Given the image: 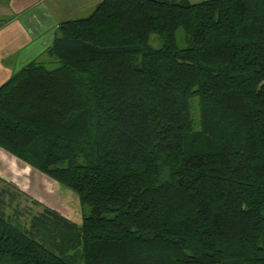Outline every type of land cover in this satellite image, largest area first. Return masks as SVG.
I'll return each mask as SVG.
<instances>
[{"label":"trees","instance_id":"trees-1","mask_svg":"<svg viewBox=\"0 0 264 264\" xmlns=\"http://www.w3.org/2000/svg\"><path fill=\"white\" fill-rule=\"evenodd\" d=\"M59 33L0 86V148L90 215L24 226L3 188L0 264H264V0H102Z\"/></svg>","mask_w":264,"mask_h":264},{"label":"crops","instance_id":"crops-1","mask_svg":"<svg viewBox=\"0 0 264 264\" xmlns=\"http://www.w3.org/2000/svg\"><path fill=\"white\" fill-rule=\"evenodd\" d=\"M92 3V0H0V86L52 46L56 38L52 27L59 31V25L70 20L66 16L69 8L81 10ZM3 152L6 155L0 152V179L6 176L10 180L12 175L18 178L20 170L25 172L22 175L31 173L24 170L22 162ZM2 169L5 173H1Z\"/></svg>","mask_w":264,"mask_h":264},{"label":"rangeland","instance_id":"rangeland-1","mask_svg":"<svg viewBox=\"0 0 264 264\" xmlns=\"http://www.w3.org/2000/svg\"><path fill=\"white\" fill-rule=\"evenodd\" d=\"M92 1L93 3L90 6L85 7L81 10H73L69 8V10L66 11V13H69L68 15H66L67 18H69L70 20H77L89 17L94 12L97 2L100 3L102 0ZM190 1L192 3H199L206 0ZM52 28H54L52 30V35L58 37L60 35L59 31L56 30L55 26H53ZM176 42L178 47L181 49L190 47V42L187 40L186 35L182 29H179L176 33ZM149 43L155 49L161 48L163 46V41L156 34L151 35ZM34 60L44 62L49 69H53L58 66V64L49 63L51 59L48 57L46 52L35 58ZM193 104V114L195 119L197 120L199 119V109L197 108L195 101ZM3 151L4 150L0 148V152L2 153V155H6ZM24 165L26 166V164ZM1 168L2 166L0 165V169ZM5 169H2L1 173L2 171H4L5 173ZM21 172V170L17 172L18 178L13 177L12 175L9 177L10 180L5 179L7 178L6 176L5 178L0 179V191L5 188L10 190V192L15 196L12 197L15 199H13L14 201L11 203V205L6 208L5 212L7 216L12 217V219H14L17 213L21 214V219L18 223L24 226H28L31 215L38 214L45 207L53 209L58 214H61L62 216L75 222L78 225L82 224L84 216L87 217L90 215V208L87 205H82L79 202L78 196L73 191L50 179L47 175L38 171L37 169L32 168L29 175H22V173L25 172ZM34 200L43 207H35L32 204V201ZM6 201H9L8 196L6 198Z\"/></svg>","mask_w":264,"mask_h":264}]
</instances>
